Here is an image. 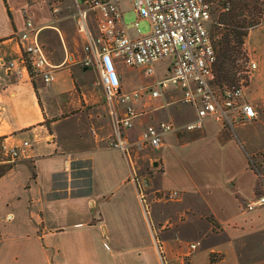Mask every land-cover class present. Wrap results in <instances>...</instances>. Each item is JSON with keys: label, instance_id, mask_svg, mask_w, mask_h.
<instances>
[{"label": "crops", "instance_id": "crops-1", "mask_svg": "<svg viewBox=\"0 0 264 264\" xmlns=\"http://www.w3.org/2000/svg\"><path fill=\"white\" fill-rule=\"evenodd\" d=\"M120 6L123 18L132 11L129 0ZM58 7L0 0V145L20 155L0 176V264H264V205L245 207L264 195V28L245 41L256 68L243 100L257 119L229 129L208 118L188 132L194 108L175 86H156L171 76V59L160 79L154 65L150 75L136 67L154 79L135 84L121 59L93 45L100 11L86 13L81 33L75 1ZM27 20L50 84L23 66ZM99 61L122 92L147 91L127 103L108 98ZM128 107L136 112L125 132L129 157L109 146ZM162 121L178 130L158 148H138L146 127ZM170 192L177 198L163 197Z\"/></svg>", "mask_w": 264, "mask_h": 264}, {"label": "built area", "instance_id": "built-area-1", "mask_svg": "<svg viewBox=\"0 0 264 264\" xmlns=\"http://www.w3.org/2000/svg\"><path fill=\"white\" fill-rule=\"evenodd\" d=\"M47 2L49 0H46ZM126 0H75V23L81 33H86L85 15L89 10H98L102 21L98 23V34L93 38V45L103 56L121 59L129 68L145 67L147 74H153V65L164 59H171V76L156 82L158 88L173 85L182 91L180 101L190 105L195 110V118L183 128L192 132L202 127L205 119H213L224 128L233 129L234 126L253 122L257 119V111L243 100L244 85L222 86L215 85L213 65L216 60L208 23L211 12L205 0H129L132 11L137 19L132 26L137 36L131 37L124 24L121 2ZM128 1V0H127ZM49 4V2H48ZM51 4L52 12L59 11L58 6ZM54 6V7H53ZM224 10H228L226 6ZM149 24V32L140 35L138 28L140 19ZM36 29L30 20L26 21V29L19 35L23 52V66L31 71H40L46 84L53 80L51 73L45 71L47 62L41 45L37 42ZM86 50L89 48L86 47ZM92 63L89 55L84 59V65ZM11 62L8 69H14L20 74L22 69L15 68ZM101 72L104 91L108 98L119 103H127L130 99L138 98L147 90L143 87L126 93L116 86L105 67L98 63ZM256 68L251 61L245 73L249 75ZM151 90V96H158L159 90ZM136 112L128 107L125 116L116 125L115 135L109 141V146L120 149L128 156L125 132L132 126ZM171 121H162L156 125H149L143 131L138 148H158L161 137L165 133L177 131ZM27 143H24L26 146ZM20 158L16 148L5 149L0 145V165L15 164ZM176 192L165 195L167 199H175ZM140 201L146 209V202L142 195ZM264 205V195L247 202L245 207L252 210ZM196 245L191 244L192 250Z\"/></svg>", "mask_w": 264, "mask_h": 264}, {"label": "rangeland", "instance_id": "rangeland-1", "mask_svg": "<svg viewBox=\"0 0 264 264\" xmlns=\"http://www.w3.org/2000/svg\"><path fill=\"white\" fill-rule=\"evenodd\" d=\"M75 0H49V5L51 4H55L54 6H59L61 4L65 5V6H73V2ZM209 7H210V12H211V21L208 23V28H209V32H210V36H211V40H212V36H215V39H219L220 37V33L223 32V25H221V15L224 13H227L225 9V7H228V3H226L225 0H205ZM231 1V0H230ZM234 1V0H233ZM257 7H258V11L260 14H257V16H255L253 19H257L258 24L255 27L249 28L248 29V33L251 30L257 29V28H264V0H257ZM53 6V7H54ZM50 9L52 10V8L50 7ZM252 15L250 14L249 10H246L244 12V16H242V19H246L247 21H251ZM137 15L131 11V12H127L124 16V24L126 25V29L129 32L130 35L135 36L137 35L135 30L133 29V22L137 19ZM139 31H140V35H145L149 32V24L148 22L141 18L139 21V25H138ZM240 30H244V29H240ZM248 36V34H247ZM247 36L244 38V43L242 45V47L239 49V54L236 56V68L234 70L235 72V78L237 79V83L238 84H243L244 88L248 85V81H249V77L252 73V71L249 73V75H247V73H245L249 67V64L251 61L254 62L253 59V55L248 52V49L245 46V41ZM168 61H161V62H157L154 64L155 70H156V74H155V78L156 76L160 79L165 75V66L167 65ZM119 68L124 72V74H128L129 75V79L131 80V82L135 83V84H143L146 81H151L153 78H149L144 76V72H139L138 68H129L126 67L125 65L120 64ZM29 71L31 72V69H29ZM254 71V70H253ZM228 83V82H227ZM236 83V84H237ZM232 84V83H231ZM227 85V84H226ZM235 85V84H234ZM143 88V87H142ZM132 153V151H130ZM129 149H128V153L130 154ZM129 157V155H128ZM8 166H3L0 165V168L2 167H9ZM143 196V195H142ZM164 198L165 195L163 196ZM144 200H145V196H143ZM177 198V197H176ZM147 205V203H146Z\"/></svg>", "mask_w": 264, "mask_h": 264}, {"label": "trees", "instance_id": "trees-1", "mask_svg": "<svg viewBox=\"0 0 264 264\" xmlns=\"http://www.w3.org/2000/svg\"><path fill=\"white\" fill-rule=\"evenodd\" d=\"M225 1L228 3V11L221 15L220 24L223 25V32L220 33L219 39H215V36H212V44L216 55L213 72L216 86L236 87L239 86L234 72L236 68V56L239 54V49L244 43V38L248 34V29L258 24L257 19L253 18L260 13L256 3L257 0ZM246 10H249L252 15L251 21H247L245 18L242 19ZM5 170L6 168L4 167L0 168V176Z\"/></svg>", "mask_w": 264, "mask_h": 264}]
</instances>
